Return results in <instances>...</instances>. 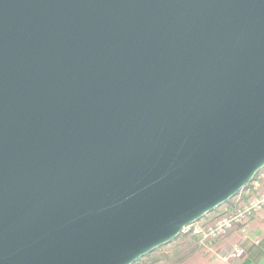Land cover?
I'll list each match as a JSON object with an SVG mask.
<instances>
[{"label":"water","instance_id":"1","mask_svg":"<svg viewBox=\"0 0 264 264\" xmlns=\"http://www.w3.org/2000/svg\"><path fill=\"white\" fill-rule=\"evenodd\" d=\"M264 168V0H0V264H134Z\"/></svg>","mask_w":264,"mask_h":264},{"label":"built area","instance_id":"2","mask_svg":"<svg viewBox=\"0 0 264 264\" xmlns=\"http://www.w3.org/2000/svg\"><path fill=\"white\" fill-rule=\"evenodd\" d=\"M218 208L196 222L184 226L179 235L193 238L203 250H211L214 245L222 244L231 235L245 236L253 220H264V168L256 174L248 186L241 189ZM239 248L233 247L227 258L239 254Z\"/></svg>","mask_w":264,"mask_h":264},{"label":"crops","instance_id":"3","mask_svg":"<svg viewBox=\"0 0 264 264\" xmlns=\"http://www.w3.org/2000/svg\"><path fill=\"white\" fill-rule=\"evenodd\" d=\"M236 246L240 250L238 256L227 258ZM180 264H264V220H253L245 236L233 234L222 244L211 250L201 249Z\"/></svg>","mask_w":264,"mask_h":264},{"label":"trees","instance_id":"4","mask_svg":"<svg viewBox=\"0 0 264 264\" xmlns=\"http://www.w3.org/2000/svg\"><path fill=\"white\" fill-rule=\"evenodd\" d=\"M248 185L249 184H247L246 186H248ZM173 241L178 242L177 243V247H176V249H177L176 250L177 257L171 264H180L184 260H186L187 258H189L190 256L194 255L195 253H197V252H199L201 250V247L198 245L196 240H194L193 238H183V237H181L179 235ZM157 249H159V248H157ZM156 250H154V251H156ZM152 253H150V254H152ZM150 254L146 255L145 257L149 256ZM142 261H143V258L139 259L134 264H142L143 263ZM148 264H150V263H148Z\"/></svg>","mask_w":264,"mask_h":264},{"label":"rangeland","instance_id":"5","mask_svg":"<svg viewBox=\"0 0 264 264\" xmlns=\"http://www.w3.org/2000/svg\"><path fill=\"white\" fill-rule=\"evenodd\" d=\"M177 243L176 241H172L160 247L149 256L144 257L142 262L144 264H171L177 257Z\"/></svg>","mask_w":264,"mask_h":264}]
</instances>
